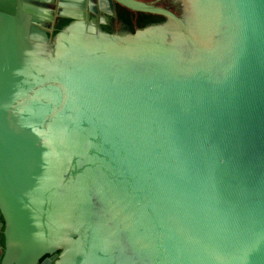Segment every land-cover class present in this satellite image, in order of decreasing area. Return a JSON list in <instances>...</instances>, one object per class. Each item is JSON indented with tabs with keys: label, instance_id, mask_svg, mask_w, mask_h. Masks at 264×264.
Wrapping results in <instances>:
<instances>
[{
	"label": "water",
	"instance_id": "obj_1",
	"mask_svg": "<svg viewBox=\"0 0 264 264\" xmlns=\"http://www.w3.org/2000/svg\"><path fill=\"white\" fill-rule=\"evenodd\" d=\"M0 217V264H264V0H0Z\"/></svg>",
	"mask_w": 264,
	"mask_h": 264
},
{
	"label": "flooded vegetation",
	"instance_id": "obj_2",
	"mask_svg": "<svg viewBox=\"0 0 264 264\" xmlns=\"http://www.w3.org/2000/svg\"><path fill=\"white\" fill-rule=\"evenodd\" d=\"M0 219L2 220V218L0 217ZM46 256H44L43 258H41V261L45 258Z\"/></svg>",
	"mask_w": 264,
	"mask_h": 264
},
{
	"label": "trees",
	"instance_id": "obj_3",
	"mask_svg": "<svg viewBox=\"0 0 264 264\" xmlns=\"http://www.w3.org/2000/svg\"><path fill=\"white\" fill-rule=\"evenodd\" d=\"M53 33H55V32L53 31ZM0 242L3 243V240L1 239Z\"/></svg>",
	"mask_w": 264,
	"mask_h": 264
}]
</instances>
